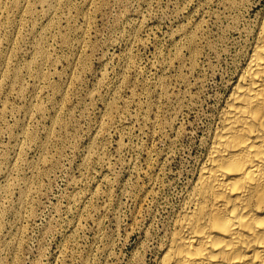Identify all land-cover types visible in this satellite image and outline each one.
Wrapping results in <instances>:
<instances>
[{"label": "rangeland", "instance_id": "rangeland-1", "mask_svg": "<svg viewBox=\"0 0 264 264\" xmlns=\"http://www.w3.org/2000/svg\"><path fill=\"white\" fill-rule=\"evenodd\" d=\"M0 1V262L156 264L264 0Z\"/></svg>", "mask_w": 264, "mask_h": 264}, {"label": "bare ground", "instance_id": "bare-ground-1", "mask_svg": "<svg viewBox=\"0 0 264 264\" xmlns=\"http://www.w3.org/2000/svg\"><path fill=\"white\" fill-rule=\"evenodd\" d=\"M18 1L19 0H17V2H16L14 0L11 2H12V5H14L16 7V9L21 10L22 6H21V4L18 3ZM26 1H29V0H26ZM34 1H36V0H34ZM38 1H40V0H38ZM0 2H2V1H0ZM7 2H8V0H7ZM58 2H60V0H58ZM9 3H7V4H9ZM27 3H30V2H27ZM64 3H66V2H64ZM82 3H83V1H82ZM49 4H50V2L46 5H49ZM86 4H87V2H86ZM90 4H91V2H90ZM90 4H88V5H90ZM32 5L29 4V6H32ZM24 6H26V4ZM24 6H23V8H24ZM29 6L28 5L26 6L27 9L31 8ZM50 6H51V4H50ZM52 6L54 7L53 4H52ZM3 7H2V10H4ZM34 7L35 6H33V8ZM46 7H48V6H46ZM62 7H64V6L62 5ZM87 7H89V6H87ZM8 8H9V6H8ZM58 8L59 7H57V9ZM66 8L67 7H64V9H66ZM0 9H1V4H0ZM41 9H42V7H41ZM86 10H89V9H86ZM29 11H31V10L29 9L28 13L32 12V11L31 12H29ZM34 11H35V9H34ZM34 11H33V13L36 12V11L35 12ZM55 11H56V9H55ZM6 12H5V14H7ZM19 12H21V11H19ZM50 12H52V11H50ZM9 13L11 14V12H9ZM47 13L49 14V12H46L45 14H47ZM43 14H44V12H43ZM1 15H2V13H1ZM18 15H20V14H18ZM25 15H26V13H25ZM53 15H54V13H53ZM30 16H32V13ZM51 16H52V14H51ZM84 16H85V13H84ZM3 17H1V18L3 19ZM24 17H23V19H24ZM41 18H44V16ZM87 18L89 19V17H87ZM8 19L10 20L9 17H8ZM14 19H16V18H14ZM34 19L35 18L33 17V20L32 19L31 20L34 21ZM86 21H87V19H86ZM256 21H257L256 24L254 23L255 24V30L252 33L251 40H250L248 46L246 47V49H244L245 51H244L243 56H245V61L243 60L244 61L243 65L239 71V74H237L238 77L233 82V85H232L231 89L229 90V93H228V95L224 101V105L221 108V111H220V114H219V117L217 120L218 124L216 127L214 125L215 129L212 131V133L210 135V139H209V142L207 145V151L205 150L206 155H205V158L203 157L204 160L198 169L196 178H195L190 190L188 189L189 192L187 190L188 194L185 196V198H183L182 203L180 202L181 203L180 208L177 211V213L175 214L176 216L174 218V222L172 221L173 222V226H171L172 229L170 230L168 228L170 231L168 233L167 241L164 242V244L162 245V249L160 247V249H161L160 253L161 254L158 257L156 264H264V8L262 10L261 15L259 16V19ZM89 22H90V20H89ZM13 23H16V22L14 21ZM13 23H12V25H13ZM84 23H85V21H84ZM84 23H83V25H84ZM33 25H34V23H33ZM14 26H15V24H14ZM21 26H17V27H21ZM1 28H3V26H1ZM40 28H43V27H40ZM43 29L46 30L45 28H43ZM43 29H41V30L43 31ZM82 29H84V28H82ZM82 29H80V30L82 31ZM1 30H3V29H1ZM16 32H19V30H17ZM251 32H252V30H251ZM5 33H6V31H5ZM5 33H3V34L5 35ZM42 33H44V32H42ZM75 33H77V32H75ZM15 34L16 33L14 32V35ZM80 34H78V35H80ZM248 34H250V33H248ZM17 35H18V33H17ZM40 35H41V33H40ZM40 35H39V37H40ZM1 37H3V36H1ZM4 38H6V37L4 36ZM35 38H38V37H35ZM80 39L81 38H79V40ZM0 40H1V38H0ZM37 40H39V39H37ZM34 41H36V40H34ZM247 43H248V41H247ZM0 44H2V43H0ZM35 44H33V47ZM9 45H10V43H9ZM36 46H37V44H36ZM84 46H85V44H84ZM76 48H77V46H76ZM44 49H45V47L43 48L42 44H40V42H39L37 49H36V57L38 56L37 57L38 59H39V57L45 56ZM5 51L3 53L0 52V66H4V65H6L5 63H7L6 61L8 59L6 57V54H4ZM8 52L9 51H7L6 53H8ZM31 55H32V53H31ZM33 55H34V53H33ZM77 56H79V55H77ZM34 57H35V55H34ZM47 57H49V56H47ZM73 57H74V55H73ZM51 60H53V59H51ZM35 61L36 60H34V62ZM76 61H77V59H76ZM8 62H10V61H8ZM34 62H33V64H35ZM29 64L27 65V67L29 66ZM8 65H10V64H8ZM39 66H41V65H38L37 67H39ZM73 67H75V66H73ZM8 68L6 67V69H8ZM3 69L5 70V68H3ZM27 69H25V70L22 69V70L26 71ZM2 70L0 71V80H1V74L5 73V72L2 73ZM27 71H29V70H27ZM36 72L39 74L41 71H39V72L36 71ZM6 73L9 74V72H7V70H6ZM19 73H21V72H19ZM10 74L12 75L11 77H13V79H15V80L18 79L17 69L14 70L13 74H12V72ZM24 74H25V72H24ZM41 74H42V72H41ZM32 75L36 76V73H34ZM2 78H4V77L2 76ZM36 78L37 77H35V79ZM5 79H6V77H5ZM37 80H38V78H37ZM1 82H2V80H1ZM1 82H0V84L3 83V82L2 83ZM16 83H17V81H16ZM64 83H66V82H64ZM13 84H14V82H13ZM67 84H64V85H67ZM4 85L6 86V84H4ZM5 86H3V87H5ZM8 86L10 87V85H8ZM12 86L13 85L11 83V87ZM56 93H58V92H56ZM64 93H66V89H64ZM59 101H58V103H60ZM53 108H54V106H53ZM39 110H41V109H39ZM57 111H58V109H57ZM26 113L28 114V111ZM55 114L58 115V113H56V111H55ZM59 116H60V114H59ZM54 120L59 121V117L55 116ZM54 120H53V122H54ZM51 130L53 131V129H51ZM48 134L47 133L45 134V135H47L46 136L47 138H48ZM33 139H35V138H33ZM47 140H49V139H47ZM51 140H52V138H51ZM42 145L44 146V144H42ZM45 145H47V143ZM14 146H15V144H14ZM26 147L28 148V145ZM20 149H21V147H20ZM45 150H47V149H45ZM7 159H8V157H7ZM16 159H18V158H16ZM14 164H16V162ZM6 165H4V166H6ZM10 167H8V168H10ZM8 168H6V169H8ZM9 170H11V169H9ZM1 172H3V171L1 170L0 173ZM7 172H8V170H7ZM4 179L5 178H3V180ZM24 181H26V180H24ZM17 182H19V181H17ZM20 182H22V181H20ZM190 183H192V182H190ZM29 184H27V185H29ZM17 185H19V184H17ZM23 185H25V184H23ZM25 188H26V186H25ZM19 190H21V189H19ZM22 191H24V190H22ZM22 191H21V193H22ZM24 193H26V192H24ZM29 194H31V191ZM22 195L23 194H21V196ZM21 196L19 197V199L21 198ZM84 197H86V196H84ZM25 199H27V198H25ZM25 199L23 201L24 203L27 202ZM161 240L164 241L163 239H161ZM159 246H160V244H159ZM0 264H2V263L0 262Z\"/></svg>", "mask_w": 264, "mask_h": 264}]
</instances>
